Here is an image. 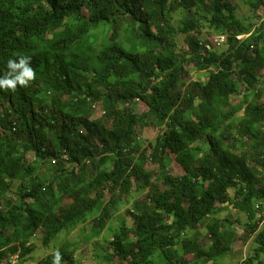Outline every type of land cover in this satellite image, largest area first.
Segmentation results:
<instances>
[{"label": "trees", "instance_id": "1", "mask_svg": "<svg viewBox=\"0 0 264 264\" xmlns=\"http://www.w3.org/2000/svg\"><path fill=\"white\" fill-rule=\"evenodd\" d=\"M247 4L257 20L264 0ZM204 26L226 35L223 50L205 47L196 31ZM249 30L229 0H0V77L19 55L36 72L27 87L0 89V264L17 252L19 264H52L57 250L61 264H88L73 257V242L32 263L26 243L40 227L55 246L59 232L86 221L83 243L109 230L102 257L112 264H221L237 230L213 212L227 205L245 215L239 225H249L255 242L242 264H264V101L238 120L250 137L226 132L237 112L231 97L264 79V27L237 37ZM188 31L193 39L178 48L175 36ZM188 66L205 79L188 80ZM136 97L153 109L134 113L125 103ZM94 102L102 113L86 119ZM150 122L161 127V154L151 159L159 177L131 154ZM87 131L75 144L73 135ZM30 150L40 163L28 161ZM168 153L177 174L164 167ZM46 156L78 167L49 166ZM61 196L70 202L61 205ZM124 202L129 220L110 224ZM198 228L200 240L190 232Z\"/></svg>", "mask_w": 264, "mask_h": 264}, {"label": "rangeland", "instance_id": "2", "mask_svg": "<svg viewBox=\"0 0 264 264\" xmlns=\"http://www.w3.org/2000/svg\"><path fill=\"white\" fill-rule=\"evenodd\" d=\"M232 5L235 6V14L238 17V19L241 21V24L243 25H249V32L244 35L247 36L250 33L256 31V33H261L263 31L264 26H260L256 20L254 19V13H252V10L250 9L249 5L247 4V0H229ZM194 20L199 21V15L195 14L193 16ZM197 36L202 38V40L205 43H208L209 41L211 43H214L213 40V33L208 32V26H204L201 28L200 33L198 31V27L196 29ZM193 38L191 37L190 31L188 32H180L178 33L174 40L176 42V45L178 48L187 49V45L190 40ZM264 39H260L261 44ZM225 48L224 46L217 47L219 51L223 50ZM263 72L264 70H260ZM187 77L188 80L193 79H205V72L203 70H196L192 66H188L187 68ZM122 85H125V82L121 83ZM264 101V79L262 76L259 77L258 82L254 86L250 87H241V93L239 95H234L231 97V105L234 107L235 110H237L234 121H232L233 130H227L226 132L230 134V137H250L252 133L249 131L248 125L246 122H240L238 121L242 115H243V109L247 105H253L258 102ZM125 105L131 110L136 113H145L148 109L152 108L153 106H149L145 101L142 99H138L134 103H129ZM102 113V109L100 104H98L97 107H95L94 111L84 113V117L86 119H91L92 117H98ZM228 120V117L226 118V121ZM161 131V127L154 123L150 122L148 126H146L144 129L140 132V138L137 142V144L134 146V148L131 151V154L134 155L136 158L141 157V167L150 173H156L157 177L160 176L161 168L159 165L155 164L154 162H151L152 156L161 154V148L158 143V136L157 134ZM0 133L3 134V131L0 130ZM92 132L87 131L83 134V137H79L77 135H73V141L75 144L80 145L84 142V139H88L91 136ZM60 136L57 134H54L53 139L57 140ZM99 137V136H98ZM216 139V137H214ZM155 139L154 143H150V141H153ZM103 146V142L98 139L97 143L95 144V148H100ZM234 151V150H233ZM168 156L171 158V162L167 165H164L165 169L170 171L172 174L179 173V165L175 161L173 154L168 153ZM27 158L28 161H32L34 163H40L42 161V158H36L33 152L30 150L27 152ZM45 163L49 166L57 167L60 163L59 158H49V156H46ZM46 165L41 164V167L44 168ZM147 189H144L140 194L134 195L141 197L142 193L145 192ZM56 196H60V192H56ZM107 196V194H106ZM260 199V198H259ZM261 200V199H260ZM70 202V199L67 196H61L60 198V204L65 205ZM262 206L264 207V201H262ZM130 203L124 202L120 208L118 213L112 214V218L110 220V224L116 225L121 218L125 220H129V216L125 213V207L128 206ZM213 215H219L222 217H228L233 223L236 228V236L231 242V252L226 255L224 258L220 260L221 264H242L243 260L246 256L252 255L253 250L255 247V242L253 239V235H248L247 227H249L248 224H242L240 226L239 224L243 223L245 221V215L237 210L236 208H233L231 206H226L222 208L219 212H213ZM253 220L257 223V227H259L262 224L261 219V212H257L253 218ZM89 226V222L86 221L82 226H78L77 228L66 232L61 231L58 234V239L55 242V246L53 245L51 247V243L45 244L41 239V233L38 235L37 233L35 235L30 236L27 240L29 241L28 246L32 247V251L28 254L30 255L32 253V258L29 260L32 263H35L38 259L44 257L48 252L55 251L57 246L59 247L61 244H65L66 242H73L75 244H79L78 248L73 254V257L79 260L86 261L88 264H112L107 259L102 257L104 253L108 251L107 245H108V238H109V230L106 229L102 235L94 236L93 238H90L86 243H83V240L88 234L87 227ZM242 229H245L244 232H242ZM191 233L195 232L197 235L196 237L200 239L203 238V235L205 231H200V229L191 230ZM246 235H248L246 237ZM246 237V238H244ZM207 243L209 242V239H206ZM53 243V241H50ZM93 253V254H92ZM115 261L116 258H115ZM4 261H2L3 263Z\"/></svg>", "mask_w": 264, "mask_h": 264}, {"label": "clouds", "instance_id": "3", "mask_svg": "<svg viewBox=\"0 0 264 264\" xmlns=\"http://www.w3.org/2000/svg\"><path fill=\"white\" fill-rule=\"evenodd\" d=\"M216 35H219V34H213L212 37ZM244 35H237V37H242ZM220 45L223 46L225 44L223 43ZM220 45H214L213 43L209 41L208 43L205 44V47L208 49H211L213 46H220ZM35 78H36V72L31 67V57L19 55L18 59L9 58L7 61V71L2 77H0V89L15 91L18 85L21 87H27L28 84L31 81H33ZM134 100L137 101L138 98L136 97ZM98 104H99L98 102H94L93 107L94 108L97 107ZM80 132H83V131H80ZM62 153H65V152L63 151ZM63 159H66V158L65 157L60 158V164L63 166V168L67 169V168H72L74 166L77 169L78 167L77 163L73 161L65 163ZM84 168L85 167L80 166L79 168L80 174L82 173ZM36 233L38 235L41 233L40 227L34 230L30 236L35 235ZM27 242L29 244L28 240ZM14 254L19 255V252L14 253ZM61 261H62V256L60 252L57 250L55 251L53 255L52 264H61Z\"/></svg>", "mask_w": 264, "mask_h": 264}, {"label": "built area", "instance_id": "4", "mask_svg": "<svg viewBox=\"0 0 264 264\" xmlns=\"http://www.w3.org/2000/svg\"><path fill=\"white\" fill-rule=\"evenodd\" d=\"M256 22L261 25L262 23H264V12L261 13V16L256 20ZM214 40V45H220L225 43L226 41V35L225 34H219L213 37ZM257 212H261V211H257ZM28 244V242H27ZM4 264H19V255L17 254H13L10 259L4 263Z\"/></svg>", "mask_w": 264, "mask_h": 264}]
</instances>
